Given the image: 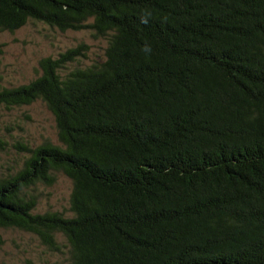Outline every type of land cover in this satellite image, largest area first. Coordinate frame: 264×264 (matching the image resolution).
Instances as JSON below:
<instances>
[{
    "label": "trees",
    "instance_id": "1",
    "mask_svg": "<svg viewBox=\"0 0 264 264\" xmlns=\"http://www.w3.org/2000/svg\"><path fill=\"white\" fill-rule=\"evenodd\" d=\"M29 20L108 47L0 90L7 108L43 101L60 142L0 179V230L55 251L61 234L69 264H264V0H0V35ZM58 174L72 217L35 213Z\"/></svg>",
    "mask_w": 264,
    "mask_h": 264
},
{
    "label": "rangeland",
    "instance_id": "2",
    "mask_svg": "<svg viewBox=\"0 0 264 264\" xmlns=\"http://www.w3.org/2000/svg\"><path fill=\"white\" fill-rule=\"evenodd\" d=\"M0 43V90L29 84L41 76L42 59H55L85 44L88 47L85 54L68 66L85 68L103 62L108 47V41L96 38L91 29L62 32L35 20H29L14 32L1 33ZM47 142L60 144L55 117L43 101L22 107L0 106V179L23 167L30 155L28 149ZM72 187V180L63 174L57 175L52 186L39 185L35 213L59 212L72 217ZM0 235V264H69V244L61 234H56L58 251L38 236L18 229H2Z\"/></svg>",
    "mask_w": 264,
    "mask_h": 264
}]
</instances>
